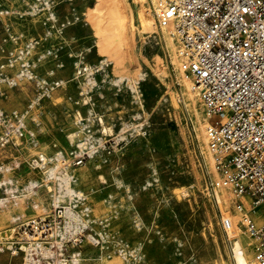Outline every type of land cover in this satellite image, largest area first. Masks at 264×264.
Segmentation results:
<instances>
[{
    "label": "built area",
    "instance_id": "obj_1",
    "mask_svg": "<svg viewBox=\"0 0 264 264\" xmlns=\"http://www.w3.org/2000/svg\"><path fill=\"white\" fill-rule=\"evenodd\" d=\"M152 13L156 28L171 25L167 33L172 49L163 48L159 36L156 43L163 48L161 59L178 75L176 87L167 93V86L160 101L165 103V95L170 96L193 130V119L198 128L201 125L209 166L215 173L204 183L214 192L223 186L232 193L234 214L221 213L220 226L227 235L237 230L247 233L251 264H264V0H164L161 6L152 5ZM21 37L9 24L3 25L0 101L24 84L30 94L21 109L0 106V154L7 148L27 149L22 164L36 177L22 181L13 174L21 162L14 158L0 162V173H7L0 178V207L15 210L9 225L0 229V255H5L6 264H85L82 247L91 244L103 259L105 243L100 233L91 235L92 208L87 194L78 187L76 172L87 159L109 151V139L98 125L101 116L91 109L73 115L75 129L68 138L69 146L53 142L46 152L38 127L28 122L39 124L34 110L42 100L65 89L68 81L56 76L54 68L40 70L46 57L57 56L55 49L37 52L38 40L19 43ZM108 64L105 59L92 66L90 73L82 67L77 74L105 72ZM159 67H164L163 61ZM67 99L74 105L85 102ZM85 103L94 105L90 100ZM135 117L140 118L132 115ZM131 124L120 128L115 137L122 140L127 134H147L145 119ZM242 197L249 202L245 204ZM258 207L257 217L254 210ZM235 216L236 222H232ZM126 247L120 244L117 253L125 256ZM130 258L136 259L134 250H130Z\"/></svg>",
    "mask_w": 264,
    "mask_h": 264
},
{
    "label": "rangeland",
    "instance_id": "obj_2",
    "mask_svg": "<svg viewBox=\"0 0 264 264\" xmlns=\"http://www.w3.org/2000/svg\"><path fill=\"white\" fill-rule=\"evenodd\" d=\"M96 2L0 0V37L7 23L14 32L22 34L19 43L33 38L39 41L37 52L55 49L57 56L46 57L40 70L44 73L54 68L56 76L68 81L65 89L42 100L40 108L34 110L39 124L28 122L35 129L38 127L41 147L46 152L51 151L53 142L68 147L75 129L73 115L86 114L90 109L101 116L98 125L109 139V151L87 159L76 169L78 187L87 194L92 208L91 235L100 233L105 243L103 259H99L100 250L85 244L84 263L235 264L232 249L236 240L243 244L251 261L249 235L242 230L227 235L219 223L221 213L234 214L230 188L219 186L214 192L204 183L215 173L209 166L201 125L198 128L193 119V130L186 114L179 111L180 106L170 96L165 95V103L160 101L167 86V93L176 87L178 75L169 62L161 59L163 48L167 45L172 49L173 44L170 46L163 30L153 25L152 4L155 6L156 0H127L126 13L132 24L124 31L126 58L122 68L136 77L139 67L141 76L134 90L129 87L131 78L127 80L120 74L122 68L116 57L120 50L109 56L97 49L98 38L88 18ZM158 36L163 48L156 43ZM105 59L109 62L105 72L77 74V69L92 67ZM29 94V86L24 84L11 90L0 106L21 109ZM68 96L72 100L93 101L94 105H74ZM142 118L148 123L145 136L133 133L122 140L115 137L120 128L132 126ZM27 154V149L17 152L7 148L0 154V162L14 158L21 162L14 175L22 181L35 178L36 174L22 164ZM3 176L7 173H0V178ZM221 189L224 198L217 192ZM241 199L245 204L249 202L247 197ZM14 211L0 207V229L9 225ZM260 212L259 207L254 210L257 217ZM232 218L236 222V216ZM120 244L127 246L125 256L117 253ZM130 250L135 251V260L130 258ZM0 256L1 263L6 264L5 255Z\"/></svg>",
    "mask_w": 264,
    "mask_h": 264
},
{
    "label": "bare ground",
    "instance_id": "obj_3",
    "mask_svg": "<svg viewBox=\"0 0 264 264\" xmlns=\"http://www.w3.org/2000/svg\"><path fill=\"white\" fill-rule=\"evenodd\" d=\"M96 1L97 2L95 4V9L94 7L90 8L91 12L88 18H91L90 22H92L93 27L95 28L94 29L95 36L98 38V39L96 38L97 49L99 53L106 55L109 54V56L111 55L110 54L111 52L115 50H120L118 55H116V57H117L118 65H120V67L122 68L124 67L125 58H126L125 55L126 51L124 45L126 44L127 32L124 33V31L128 29V27H130V25L132 24L130 21L129 13L128 14L126 13V11L129 9L128 6L129 3H127V0H96ZM163 2L164 0L161 1L156 0L155 7L161 6ZM169 31H171V25H168L167 28L163 29V32L167 37L168 44L172 46V41H171L172 39L169 37L167 33ZM103 62L104 60H102L100 64H102ZM84 67L87 70V73L91 72V66L86 65ZM137 71H136L137 76L135 77V76H130L131 75L130 72L126 73L124 68L120 69V74L122 75V78L126 77L127 80L131 78L130 82L132 84L129 83V87L132 90L135 89L134 87L138 83V78L141 76L140 73L141 71L139 67H137ZM188 85L189 84L187 82V86ZM147 184L149 185L150 182H147ZM217 192L219 194V197L224 198L223 189ZM232 252H233V258L235 264H251V261L246 255L243 249V244L240 242V240H236L234 242Z\"/></svg>",
    "mask_w": 264,
    "mask_h": 264
},
{
    "label": "crops",
    "instance_id": "obj_4",
    "mask_svg": "<svg viewBox=\"0 0 264 264\" xmlns=\"http://www.w3.org/2000/svg\"><path fill=\"white\" fill-rule=\"evenodd\" d=\"M40 131H41V129H40ZM26 213H27V214L31 213V210L28 208V209L26 210Z\"/></svg>",
    "mask_w": 264,
    "mask_h": 264
}]
</instances>
